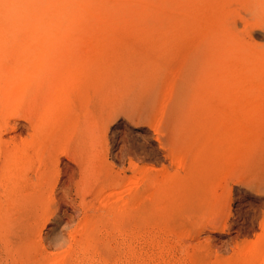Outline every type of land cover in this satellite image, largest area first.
Instances as JSON below:
<instances>
[{"label":"rangeland","instance_id":"obj_1","mask_svg":"<svg viewBox=\"0 0 264 264\" xmlns=\"http://www.w3.org/2000/svg\"><path fill=\"white\" fill-rule=\"evenodd\" d=\"M73 1L0 0V264H264V0Z\"/></svg>","mask_w":264,"mask_h":264},{"label":"bare ground","instance_id":"obj_2","mask_svg":"<svg viewBox=\"0 0 264 264\" xmlns=\"http://www.w3.org/2000/svg\"><path fill=\"white\" fill-rule=\"evenodd\" d=\"M16 1L18 2V1H21V0H8V2H9V4L7 3V10H8V11H7V13H8V18H7V20H8V21H13V20H15V17H13V16H15V15H14V13H15L14 5H15V2H16ZM68 1H69V0H68ZM72 1H73V0H72ZM73 2H74V1H73ZM44 4H45V3H44ZM73 4H74V3H73ZM73 4H72V5H73ZM74 6H75V5H74ZM74 6H73V7H74ZM66 7H67V6H66ZM16 12H17V11H16ZM58 17H59V16H58ZM20 18H21V17H20ZM37 21H38V20H37ZM28 24H29V23H28ZM14 29H15V28H14ZM34 29H35V28H34ZM40 30H41V29H40ZM12 38H13V37H12ZM42 59L44 60V58H42ZM16 60H17V59H16ZM39 60H40V59H39ZM41 64H42V63H41ZM15 66H16V65H15ZM17 67H18V66H17ZM42 67H43V66H42ZM2 68H4V66H3ZM4 69H5V68H4ZM15 69H16V68H15ZM15 69H13V70H15ZM35 69H36L37 71L39 70V68H38V69L35 68ZM6 70H7V69H6ZM19 70H20V68H19ZM19 70H18V72H19ZM30 70H31V69H30ZM5 72H6V71H5ZM50 72H51V71H50ZM35 73H36V72H35ZM37 73H38V72H37ZM6 74H7V73H6ZM42 74H43V72H42ZM48 74L50 75V73H48ZM57 74H58V73H57ZM3 75H4V74H3ZM8 75H9V73H8ZM38 75H39V74H38ZM40 75H41V72H40ZM5 76H7V75H5ZM11 76H13V75H11ZM30 76L32 77V76H36V75H34V73H33V74H31ZM50 76H52V75H50ZM54 76H55V75H54ZM2 79H3V78H2ZM9 79H10V78H9ZM12 80H13V79H12ZM10 81H11V80H10ZM11 82H12V81H11ZM13 82H14V81H13ZM14 83H15V82H14ZM24 83H25V82H24ZM8 84H9V83H8ZM15 84H16V83H15ZM10 85H11V84H10ZM53 86H54V85H52V87H53ZM4 87H5V86H4ZM18 87H20V86H18ZM7 88H9V86H7ZM49 88H50V87H49ZM53 88H54V87H53ZM5 89H6V88H5ZM51 89H52V88H51ZM48 91H49V89H48ZM50 92H51V91H50ZM50 92H49V93H50ZM43 93H44V92H43ZM43 93H39V94H43ZM52 93H54V91H52ZM46 94H47V92L45 91L44 96H45ZM54 94H55V93H54ZM58 94H59V93H58ZM47 95H48V94H47ZM50 95H53V94H50ZM56 95H57V94H56ZM59 95L61 96V94H59ZM63 95H64V94H63ZM63 95H62L61 97H63ZM46 97H48V96H46ZM61 97H60V100H61V99H64V98H65V95H64V98H61ZM3 98H4V97H3ZM54 98H55V95H54ZM4 99H5V98H4ZM69 99H70V98H69ZM7 100H8V99H7ZM9 100H10V99H9ZM64 101H66V100H63V102H64ZM0 103H1V102H0ZM58 103H59V102H58ZM61 103H62V100H61ZM66 104H67V102H65L63 105H66ZM32 105H34V102H33V103L31 102V106H32ZM59 105H60V104H59ZM57 106H58V105H57ZM60 106H61V105H60ZM60 106H59V107H60ZM65 107H66V106H65ZM31 110H32V108H31ZM31 110L28 109V110H26V111H31ZM51 111H52V110H51ZM57 111H58V110H57ZM69 111H70V110H69ZM0 112H2V111L0 110ZM24 112H25V111H24ZM24 112H22L21 114H23ZM52 112L54 113V111H52ZM27 113L29 114V116H33V114L30 115L31 112H27ZM27 113H26V114H27ZM50 114H51V112H50ZM56 114H57V113H56ZM56 114H55V115H56ZM0 115H1V114H0ZM12 115H13V114H12ZM17 116L19 117L20 115L17 114ZM17 116H16V117H17ZM21 116H24V115H21ZM21 116H20V117H21ZM27 116H28V115H27ZM27 116H25V118H28V120H29V118H30V119L33 118V117H29V116L27 117ZM46 116H47V114H46ZM53 116H54V115H53ZM53 116H52V117H53ZM2 117H3V116L1 115V116H0V119H1ZM10 117H11V116H8V119H9ZM13 117H14V116H13ZM16 117H15V118H16ZM49 117H50V116H49ZM49 117H48V119H49ZM3 118L6 119V117H3ZM11 118H12V117H11ZM25 118H24V120H25ZM5 119H3L4 122H5ZM55 119H57V118H55ZM31 120H32V119H31ZM34 120H35V119H34ZM51 120H52V119H51ZM58 120H59V119H58ZM47 121H48V120H47ZM60 121H61V120H60ZM32 122H33V121H32ZM32 122H30V125L32 124ZM57 122H58V121H57ZM6 123H7V120H6L5 123H3L4 126H7V125H5ZM8 123H9V122H8ZM48 123H49V122H48ZM54 123H55V122L53 121V124H54ZM38 124H39V123H38ZM46 124H47V123H46ZM50 124H51V123H50ZM8 125H9V124H8ZM10 125H11V124H10ZM4 126H2V127H4ZM13 126H14V124H12V127H13ZM37 126H38V125H37ZM42 126H43V125H42ZM47 126H48V125H47ZM52 126H53V125H52ZM52 126H51V127H52ZM9 127H10V126H9ZM12 127H10V128H12ZM5 128H6V127H5ZM13 128L15 129V127H13ZM13 128H12V129H13ZM35 128H36V127H35ZM1 129H2V128H1ZM7 129H8V128H7ZM7 129H6V130H7ZM44 129H45V128H44ZM57 129H58V128H57ZM57 129H56V130H57ZM4 130H5V129H4ZM49 130H50V129H49ZM7 131L9 132V129H8ZM50 131H51V130H50ZM4 132H6V131H4ZM37 132H38V131H37ZM54 132H55V131H54ZM1 133H2V132H1ZM32 134H33V133H32ZM32 134H31V136H32ZM38 134H39V133H38ZM98 135H99V134H98ZM35 136H37V135L35 134ZM37 137H38V136H37ZM27 139H28V138H26V140L24 139V140L26 141V143H25V142L22 143V142L24 141L23 139H22L23 141H22L21 143L24 144V145H26V144L28 143V142H27V141H28ZM31 139H32V138H31ZM29 140H30V138H29ZM32 140H33V139H32ZM95 140H97V142H98V139H97V138H96ZM95 140H94V141H95ZM11 141H12V140H11ZM11 141H8V143L11 142ZM14 141H15V140H14ZM14 141H12L13 144H15V143L17 142V141H15V143H14ZM20 141H21V140H20ZM33 141H34V140H33ZM33 141H31V142L29 141V144H30V143L32 144ZM99 141H100V140H99ZM1 142H3V141H0V143H1ZM95 142H96V141H95ZM97 142H96V143H97ZM4 143H6V145L8 144L7 141L3 142V144H4ZM18 143L20 144V142H18ZM18 143H16L15 145H17ZM39 143H40V142H39ZM3 144L1 143V145H3ZM13 144L10 146V148L7 147V151L9 150L8 153L13 154V153H14L13 150H14L15 148H17V146H19V145H17V146H15V147H13ZM34 144H35V143H34ZM34 144H32V145L34 146ZM1 145H0V146H1ZM24 145H23V148L26 149V146H24ZM32 145H31V148H32ZM27 146H28V145H27ZM37 146H38V145H37ZM37 146H36V149H40V148H39L40 145H39L38 147H37ZM57 147H58V146H57ZM57 147H56V148H57ZM0 148H1V147H0ZM8 148H9V149H8ZM12 148H13V150L10 151V149H12ZM56 148H55V149H56ZM17 149H18V148H17ZM17 149H16V150H17ZM46 149L48 150V148H46ZM53 149H54V148H53ZM58 149H59V148L56 149V154L58 153V151H57ZM22 150H23V149H21V151H22ZM28 150H29V149H28ZM40 150H41V149H40ZM44 150H45V149H44ZM47 150H46V152H47ZM41 151H43V150H41ZM25 152H28V151L25 150ZM36 152H37V151H36ZM36 152H35V150H34V152H33L34 155L40 154V153L35 154ZM46 152H45V155H43V156H46ZM15 153H16V152H15ZM42 153H43V152H42ZM42 153H41V155H42ZM54 153H55V152H54ZM59 153H60V152H59ZM27 154H28V153H27ZM29 154H31V153H29ZM1 155H2V154H1ZM25 155H26V154H25ZM32 155H33V154H31V156H32ZM66 155H67V154H66ZM57 156H58V155H57ZM8 157H9V156H8ZM35 157H37V156H35ZM54 157H55V154H54ZM1 158H2V159H1V163H0V164L2 165L3 162H4V161H2V160H4V158H7V155H6V157H5V154H4V157L2 156ZM8 159H9V161H11V160H10V157H9ZM8 159H7V160H8ZM35 159H36V158H35ZM37 159L40 160V158H37ZM44 159H45V158H44ZM55 159H56V157H55ZM5 160H6V159H5ZM27 160H28V159H27ZM59 160H60V159H59ZM41 161H42V159H41ZM6 162H8V161H6ZM6 162H4V163H6ZM50 162H51V161H50ZM53 162H55V161H53ZM9 163H10V162H9ZM38 163H40V162L38 161ZM42 163H43V162H42ZM6 164H7V163H6ZM54 164H55V163H53V166H54ZM7 165H8V164H7ZM39 165H40V164H39ZM3 166H6V165L3 164L1 167H3ZM8 166H9V165H8ZM55 166H56V165H55ZM133 166H135V165H133ZM1 167H0V169H1ZM36 167H37V165H36ZM36 167H35V168H36ZM39 167H40V166H39ZM39 167H38V168H39ZM43 167H44V166H43ZM57 167H58V165H57ZM145 167H146V166H145ZM145 167H144V168H145ZM7 168H8V169H7ZM23 168H24V165H23ZM25 168H26V167H25ZM50 168H51V167H50ZM50 168H49V169H50ZM134 168H135V167H134ZM141 168L144 169L143 167H141ZM149 168L151 169L152 167H149ZM4 169H5V168H4ZM6 169L9 170L10 168L6 166ZM27 169H29V168H27ZM43 169H44V168H43ZM43 169H41L42 172H44ZM51 169H52V168H51ZM56 169H59V168H56ZM136 169H137V168H136ZM145 169L148 170V168H145ZM150 169H149V170H150ZM47 170H48V169H47ZM225 170L228 171V169H225ZM2 171H4V170L2 169ZM9 171H10V170H9ZM34 171H35V170H34ZM45 171H46V170H45ZM134 171H136V170H134ZM139 171H140V169H139ZM139 171H138V172H139ZM142 171L144 172L145 170H142ZM142 171L138 173V174H140L138 177L141 176ZM4 172H5V171H4ZM22 172H23V171H22ZM22 172H21V173H22ZM24 172H26V170H24ZM42 172H40V173H42ZM51 172H52V171H51ZM55 172H57V171L55 170ZM55 172H54V174H55ZM222 172H223V170H222ZM249 172H250V171H249ZM0 173H1V172H0ZM5 173H6V172H5ZM5 173H3V174H5ZM223 173H224V172H223ZM231 173H235V172L232 171ZM45 174H46V173H45ZM49 174H50V173H49ZM134 174H135V173H134ZM136 174H137V173H136ZM136 174H135V175H136ZM138 174H137V175H138ZM22 175H23V174H22ZM22 175H21V176H22ZM37 175H38V174H37ZM47 175H48V172H47ZM137 175H136V176H137ZM228 175H229V174H228ZM228 175L225 176L224 174H222V173L220 174L219 172H217L216 174H213V175H212V178H211L210 181H209V186H210L211 188H215V189H213L214 191L217 190V187H221V186L225 185L224 183L226 182L225 180H226V178H227ZM232 175H233V174H232ZM38 176H39V175H38ZM118 176H119V175H118ZM136 176H133L132 178H134V177H136ZM229 176H231V174H230ZM229 176H228V177H229ZM263 176H264V175H263ZM1 177H2V176H1ZM7 177H8V175H7ZM39 177H40V176H39ZM54 177H55V175H54ZM54 177H53V175H52V178H51V179L53 180ZM233 177H234V175H233ZM235 177H236V173H235ZM235 177H234V178H235ZM255 177H256V176H255ZM3 178H5V175H3ZM23 178H24V177H23ZM130 178H131V177H130ZM229 178H230V177H229ZM256 178H257V177H256ZM256 178H255V179H256ZM262 178H263V177H262ZM224 179H225V180H224ZM250 179H252L251 176L248 178V180H250ZM259 179H261V177H259ZM263 179H264V178H263ZM263 179H262V181H263ZM131 180H132V182H133V179H131ZM134 180H135V179H134ZM223 180H224V181H223ZM54 181H55V180H54ZM136 181H138V179H136V180L133 182V185L141 182V181H139V182H136ZM254 181H255V180H254ZM262 181H261V180H258L259 183H261ZM232 182H233V181H232ZM246 182H248V181H246ZM250 182H251V181H250ZM55 183H56V182H55ZM53 184H54V183H53ZM246 184H247V183H246ZM212 185H213V187H212ZM227 185H228V184H227ZM230 185H231V184H230ZM257 185H258V184H257ZM52 186H53V185H52ZM52 186H51V187H52ZM134 186H135V185H134ZM206 186H208V185L206 184ZM53 187H54V186H53ZM53 187H52V189H53ZM136 187H137V185H136ZM258 187H259V185H258ZM211 188H210V190H211ZM230 188H231V187H230ZM223 189L226 190L227 187H225V188H223ZM50 190H51V188H50ZM228 190H230V189H227V191H228ZM52 191H53V190H52ZM221 191H222V189H221ZM54 192H55V190L53 191V194H55ZM228 192H230V191H228ZM228 192H227V194H226V193L223 191L224 195H226V196H228ZM49 193H50V192H49ZM51 195H52V194H51ZM51 195H50V196H51ZM226 196H225V197H226ZM51 197H55V196H51ZM52 199H54V198H52ZM223 199H225V198H223ZM231 199H232V198H231ZM49 200H50V199H49ZM223 203H225V201H224ZM225 210H226V209H225ZM215 214H216V213H215ZM220 214L222 215L223 213H217V215H220ZM211 215H212V217H208V216H207V217L210 218V219L212 220V219L214 218V217H213L214 213H213V214L211 213ZM209 216H210V215H209ZM215 216H216V215H215ZM263 216H264V215H263ZM228 217H229V216H228ZM208 218H207V219H208ZM215 218H216V217H215ZM215 218H214V219H215ZM219 218H220V217H219ZM219 218H216V221L219 220ZM261 218H264V217H261ZM211 220L208 219V221L211 222V223H213V224H214V222L217 223V224L219 223V221L216 222V221H214V220H213V221H211ZM260 221H261V220H260ZM209 222H208V225H209ZM262 222H263V221H262ZM211 223H210V224H211ZM260 223H261V222H260ZM204 224H207V221H206V223H204ZM208 225H206V226H208ZM211 225H212V224H211ZM222 225H223V224H222ZM227 227H228V226H227ZM262 228L264 229V222H263V224L261 225V230H262ZM224 230H226V229H224ZM262 231H263V230H262ZM261 234H262V233H261V231H260L259 235H258V236L256 235V236H257L256 241L259 242V240L261 241V239H263V237H264V232H263L262 235H261ZM249 240H250V239H249ZM253 241H254V240H253ZM250 242H252V240H251ZM250 242H245V243L243 244L244 247H245V249H246V248L248 249L249 246L251 247V246L253 245V243H255V241L252 242V244H251ZM262 242H264V240H263ZM259 243H261V242H259ZM259 243H257V244H259ZM257 244L255 243V245H257ZM263 244H264V243H263ZM255 245H254L253 248H251V249H254V248L257 249V246L255 247ZM250 247H249V250L247 251L248 254H246V252H244L245 249H244V251L242 250L243 253H242V251H241V253H242L243 255H244V254H246V255L251 254L252 251H250V250H251ZM234 248H236V247H234ZM237 249H239V247H238ZM216 251H217V250H216ZM235 252H236V251H235ZM254 252H255V250H254ZM256 252H258V251H256ZM219 253H220V252H219ZM259 253H260V252H259ZM237 254H238V253H237ZM252 254H253V252H252ZM252 254H251V255H252ZM253 255H254V254H253Z\"/></svg>","mask_w":264,"mask_h":264}]
</instances>
